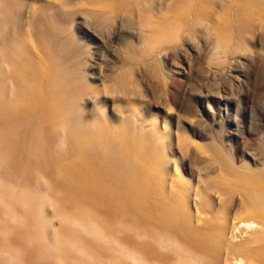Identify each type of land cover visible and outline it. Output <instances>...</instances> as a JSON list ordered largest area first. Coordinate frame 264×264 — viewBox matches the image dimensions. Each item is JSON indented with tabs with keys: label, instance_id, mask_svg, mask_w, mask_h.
I'll use <instances>...</instances> for the list:
<instances>
[{
	"label": "bare ground",
	"instance_id": "6f19581e",
	"mask_svg": "<svg viewBox=\"0 0 264 264\" xmlns=\"http://www.w3.org/2000/svg\"><path fill=\"white\" fill-rule=\"evenodd\" d=\"M73 2L0 0V264H264V139L239 163L215 141L197 146L187 176L169 134L119 105L124 84L89 87L90 54L64 11ZM110 2L146 44L127 43L124 62L155 65L163 46L209 39L220 66L264 33V0Z\"/></svg>",
	"mask_w": 264,
	"mask_h": 264
},
{
	"label": "rangeland",
	"instance_id": "374dc122",
	"mask_svg": "<svg viewBox=\"0 0 264 264\" xmlns=\"http://www.w3.org/2000/svg\"><path fill=\"white\" fill-rule=\"evenodd\" d=\"M41 4L35 3L37 7ZM95 10L110 12L111 20L104 25L86 12ZM123 10L110 0H75L64 10L74 17L69 29L78 46L90 54L93 70L88 73L89 87L105 93L104 89L111 92L124 84L128 88L127 101L119 105L137 110L138 119L145 111L147 126L162 131L165 139L169 134L176 145L171 161L187 176L193 169V151L211 141L234 155L238 163L248 160L257 142L264 139V72L260 66L264 33L255 32L240 57L230 56L220 66L209 61L213 47L209 39L190 43L180 39L174 45L161 47L159 55L155 54L157 67L152 61L138 58L126 63L122 58L128 51L127 43L139 50H144L146 44L137 23L121 17L127 13ZM9 75L14 80V72ZM118 77L121 79L116 80ZM117 100L120 98L109 96L104 109L114 122L119 118L114 104ZM116 125L108 129H118Z\"/></svg>",
	"mask_w": 264,
	"mask_h": 264
}]
</instances>
